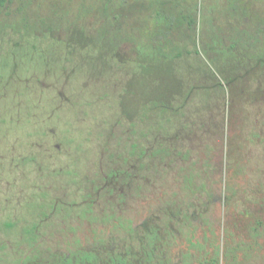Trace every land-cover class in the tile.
Wrapping results in <instances>:
<instances>
[{
	"label": "rangeland",
	"instance_id": "1",
	"mask_svg": "<svg viewBox=\"0 0 264 264\" xmlns=\"http://www.w3.org/2000/svg\"><path fill=\"white\" fill-rule=\"evenodd\" d=\"M83 250L264 264V0H0V264Z\"/></svg>",
	"mask_w": 264,
	"mask_h": 264
},
{
	"label": "flooded vegetation",
	"instance_id": "2",
	"mask_svg": "<svg viewBox=\"0 0 264 264\" xmlns=\"http://www.w3.org/2000/svg\"><path fill=\"white\" fill-rule=\"evenodd\" d=\"M133 226H134V224H133ZM89 252H92V251L91 250H83L81 253L74 255L73 259H70L68 261H64L62 264H93L96 262L95 259L86 258V255ZM93 254L95 256V253H93ZM129 262L124 261L122 259H120V260L110 259V261L107 264H130ZM207 263L209 264V261H207ZM131 264H134V262H131Z\"/></svg>",
	"mask_w": 264,
	"mask_h": 264
},
{
	"label": "trees",
	"instance_id": "3",
	"mask_svg": "<svg viewBox=\"0 0 264 264\" xmlns=\"http://www.w3.org/2000/svg\"><path fill=\"white\" fill-rule=\"evenodd\" d=\"M192 17V16H191ZM190 17V18H191ZM189 23L192 24L193 23V19H190L189 20ZM86 258H89V259H95V256L92 252H89L87 255H86ZM209 264H219L218 261H217V258L214 257V258H211L209 260Z\"/></svg>",
	"mask_w": 264,
	"mask_h": 264
}]
</instances>
